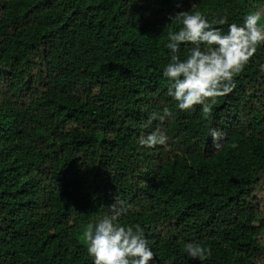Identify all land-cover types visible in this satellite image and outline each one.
I'll return each mask as SVG.
<instances>
[{
    "label": "trees",
    "instance_id": "16d2710c",
    "mask_svg": "<svg viewBox=\"0 0 264 264\" xmlns=\"http://www.w3.org/2000/svg\"><path fill=\"white\" fill-rule=\"evenodd\" d=\"M189 9L231 23L264 0H0V264H92L82 233L121 206L156 264H264V45L181 112L162 69Z\"/></svg>",
    "mask_w": 264,
    "mask_h": 264
},
{
    "label": "clouds",
    "instance_id": "9594fccd",
    "mask_svg": "<svg viewBox=\"0 0 264 264\" xmlns=\"http://www.w3.org/2000/svg\"><path fill=\"white\" fill-rule=\"evenodd\" d=\"M264 14L253 10L238 21L229 23L227 16L209 19L201 11H180L171 21L179 27L167 33L169 59L162 69L168 81L167 95L181 112L200 105L203 113L211 111L215 98L232 90L233 78L264 45ZM226 25L227 27H219ZM190 45V47H189ZM187 55L181 58V47ZM173 111L165 106L153 113L152 119L171 120ZM213 137L216 133L212 132ZM168 136L159 128L139 138V144L149 148L166 145ZM126 209L113 208L110 214L98 217L84 232L86 251L92 264H156L155 253L140 225L118 223ZM185 253L192 259H207L205 248L187 242Z\"/></svg>",
    "mask_w": 264,
    "mask_h": 264
},
{
    "label": "rangeland",
    "instance_id": "374dc122",
    "mask_svg": "<svg viewBox=\"0 0 264 264\" xmlns=\"http://www.w3.org/2000/svg\"><path fill=\"white\" fill-rule=\"evenodd\" d=\"M81 238L83 239V243H85L84 232L82 233Z\"/></svg>",
    "mask_w": 264,
    "mask_h": 264
}]
</instances>
